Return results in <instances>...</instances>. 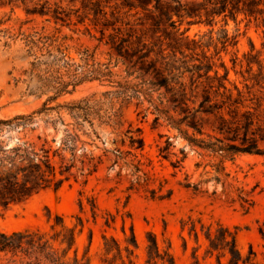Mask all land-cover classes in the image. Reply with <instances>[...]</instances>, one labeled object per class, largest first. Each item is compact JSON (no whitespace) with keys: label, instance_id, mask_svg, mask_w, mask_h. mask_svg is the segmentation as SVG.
Wrapping results in <instances>:
<instances>
[{"label":"trees","instance_id":"obj_1","mask_svg":"<svg viewBox=\"0 0 264 264\" xmlns=\"http://www.w3.org/2000/svg\"><path fill=\"white\" fill-rule=\"evenodd\" d=\"M4 6L12 10L21 6L31 17L17 29L6 28L0 33L5 46L20 43L19 52L27 61L22 75L26 76L23 81L27 82L29 94L49 95L40 108L30 113L0 117V209L26 202L47 189L58 190L71 179L83 178L86 183L99 170L103 157L111 154L114 164L124 161L130 170L127 191L144 188L152 198H170L171 188L165 192L162 184L158 189L148 188L150 176L134 152L145 147L140 128L126 130V154L117 139L113 140L115 148L105 147L101 131L107 126L112 127V132L118 131L123 125V110L130 105L143 118L154 115V126L166 123L191 149L209 156L215 171L213 180L221 184L227 200L239 202L245 211L254 206L252 191L229 182L224 164L241 154L264 157V65L261 52L254 53L251 44L245 54L248 77L240 87L230 81L229 69L220 53L237 44V36L229 35L224 28L230 20L264 27V0H0V7ZM35 17L60 27L54 31H47L45 26L24 28ZM220 22L223 25L215 41L212 34ZM3 23L0 20V26ZM184 23L205 25L209 31L199 39L190 38L187 28L182 29ZM72 25L96 32L92 36L97 45L93 49H77L78 59L71 54L69 37L62 35L60 29ZM207 35L210 37L205 42ZM101 45L108 48L107 61L97 58ZM262 45L264 48V41ZM210 47L214 53H208ZM233 63L235 67L236 61ZM254 64L257 73L253 71ZM114 68L121 71L115 72ZM88 82L110 89L100 95L93 93L59 102ZM53 102L56 104L52 106ZM3 136L7 139H1ZM121 143L125 145L126 140ZM173 147L168 137L160 147L162 157L169 158ZM97 149L103 153L96 155ZM180 152L182 156L171 161L174 168L180 167L187 157L185 147ZM128 155L133 159L127 161ZM180 184L199 191L200 183ZM87 199L93 221L97 222V203L93 198ZM79 207L81 212L86 211L82 198ZM120 217L123 241L108 235L106 229L103 231L101 264H136L139 242L133 224L128 232L126 216ZM115 219L109 213L104 217V226L113 227ZM77 221L69 226L62 215L55 214L47 231L25 229L8 233L0 229V264H93V231L90 229L88 244L80 255L77 237L85 224L79 215ZM202 231L207 241L205 254L214 256L218 264H258L253 249L242 255L236 231L222 224L202 225ZM189 232L198 242L194 222ZM145 251V264H175L170 245L162 249L151 231L147 233ZM194 257L198 262L196 254Z\"/></svg>","mask_w":264,"mask_h":264},{"label":"rangeland","instance_id":"obj_2","mask_svg":"<svg viewBox=\"0 0 264 264\" xmlns=\"http://www.w3.org/2000/svg\"><path fill=\"white\" fill-rule=\"evenodd\" d=\"M31 17H28L21 6H16L12 10L10 6L0 7V20L4 23L0 30L6 28L17 29L19 25ZM223 25L220 22L212 37L216 41L220 34L218 29ZM41 28L45 26L47 31H54L55 27H60L54 22H45L44 18L35 17L34 21L24 25L28 27ZM187 28L186 35L190 38H197L208 33L209 27L205 25H188L184 23L182 29ZM229 35L237 36V44L229 46L221 51V60L229 69V79L232 83L243 87L246 73L247 61L245 54L254 45L256 53L261 52L260 59L264 65V27L256 26L247 21L234 22L232 20L224 26ZM62 35L69 37L67 43L72 46L71 54L76 59L79 58L77 49L85 47L93 49L97 45V40L92 36L96 32L92 29L89 33L83 25L63 26L60 28ZM210 35L203 38L208 41ZM5 38L0 33V117H11L20 113H30L40 108L49 94L38 96L29 94L27 82L22 71L27 67V61L21 57L19 52L20 43L17 42L8 47L4 45ZM221 48V45H218ZM108 48L101 45L96 53L98 60L107 61ZM208 53H214V48L210 47ZM233 61H236L234 67ZM253 71L257 73V65H253ZM115 72H120L119 68H114ZM223 73V69L219 67ZM249 84H253L249 81ZM110 89L98 82H88L79 86L72 94H67L59 99V102L77 100ZM56 102L51 103L55 105ZM66 116V113H63ZM67 117V116H66ZM154 115L148 114L145 118L138 115L136 107L130 105L124 108L122 115L123 125L118 131L112 132L110 126L101 131V136L106 139L105 147L113 149L117 145L113 142L118 140V146L126 154L129 150L126 130L130 127L133 130L141 129L145 147L142 151H134L137 159L142 164V169L150 176L149 189H158L162 184L163 192L173 189L170 198H152L151 193L144 188L139 191H127L130 184V172L124 161L114 164V155L103 157V163L99 170L89 176L84 183L83 178L77 181L71 179L65 182L58 190L47 189L34 195L26 202L13 204L7 209H0V229L5 232L16 230H50V224L54 220L55 214L62 215L69 226L76 224L77 216H81L84 221V229L77 237V247L82 255L88 244L90 229L93 231V243L90 256L93 264H101L100 252L102 248V233L106 229L108 235H114L123 241L121 231L122 220L120 214L126 216V227L129 232V225L132 223L136 233L139 248L135 251L136 264H145L147 233L153 232L162 249L170 245V251L174 256L175 264H218L214 256L205 254L207 241L203 235L202 225L222 224L237 233V246L243 256H246L250 249L256 253L258 264H264V157L257 155L241 154L234 160L225 161L226 172L229 173L228 181L235 186L252 191L255 201L254 206L245 211L239 202H230L222 194L221 184H216L213 180L215 171L211 166V158L207 155H200V151L191 149L187 142L178 137L176 130L170 128L164 122L158 126L153 125ZM170 138L174 147L169 158H164L160 154V147L164 146L167 138ZM1 139H7L5 136ZM125 139V145L121 140ZM101 147V142H98ZM186 149L187 157L182 165L174 168L171 161H176L182 156L181 148ZM102 149L95 150L96 155H101ZM133 159L132 155L127 156V161ZM114 164V165H113ZM119 172L121 175H119ZM208 180V182H204ZM189 182L199 184V191L193 188H185L180 183ZM216 190L217 194L213 191ZM130 194V196H128ZM88 198L95 199L98 206L97 222L93 221L90 212ZM82 198L86 207L85 212H81L79 199ZM116 216L113 227L106 228L103 224L104 217L108 214ZM127 213L131 217H127ZM51 214V219L49 215ZM193 222L196 224L199 233V241L196 242L194 234H190L189 229ZM197 255L198 262H196ZM225 262V261H224Z\"/></svg>","mask_w":264,"mask_h":264}]
</instances>
